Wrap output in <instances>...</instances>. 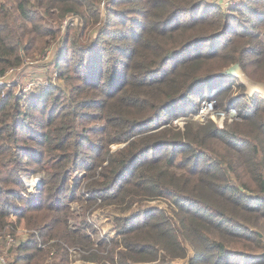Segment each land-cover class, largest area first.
<instances>
[{
    "label": "trees",
    "instance_id": "16d2710c",
    "mask_svg": "<svg viewBox=\"0 0 264 264\" xmlns=\"http://www.w3.org/2000/svg\"><path fill=\"white\" fill-rule=\"evenodd\" d=\"M234 5L0 0V77L52 55L54 70L32 91L0 81V231L15 215L43 244L32 232L11 246L15 264H264V98L243 103L229 93L238 78L216 74L239 59L264 80V1ZM112 15L130 29L112 30ZM223 77L217 103L236 106V118L153 128L194 86ZM39 169L27 191L24 177ZM74 198L89 214L105 210L107 233L92 240L85 220L71 229ZM75 243L88 247L76 260Z\"/></svg>",
    "mask_w": 264,
    "mask_h": 264
},
{
    "label": "rangeland",
    "instance_id": "374dc122",
    "mask_svg": "<svg viewBox=\"0 0 264 264\" xmlns=\"http://www.w3.org/2000/svg\"><path fill=\"white\" fill-rule=\"evenodd\" d=\"M208 4L210 3H219L220 6H222L223 9L227 10V8L230 6H235L234 4L243 2V1H247V0H205ZM264 1V0H263ZM123 4V3H122ZM122 4H119L117 6H122ZM261 1L260 3H258L257 5H253L254 8H259L261 5ZM203 7L205 8V6H200V8L196 9V10H191V11H186V14H190L192 15H196L199 14V12L201 11L200 9ZM247 9H245V12L243 13V15H248V18H252V14L251 13H247L246 14ZM132 14H129V16L131 17ZM112 17L114 18L113 21V25L111 26L112 30H117V31H123V30H127L128 28L130 29L131 27V22L129 21V18H127L126 16H118V15H112ZM188 19V18H187ZM186 17H183V21L187 20ZM128 29V30H129ZM229 34H226V36H223V39H227L229 36ZM185 34H183L182 37H184ZM176 38L180 37V34H176L175 35ZM173 37V38H175ZM197 44H193V46H189L187 48H185L186 50H184L185 52H190L189 54H192L194 52V50L199 49L201 47V45H205L204 42L199 41L196 42ZM208 49H210V47H208ZM52 49H50L51 51ZM200 51H204L205 49H201ZM115 55H120L119 53L115 52ZM52 55V54H51ZM53 56V55H52ZM52 56H50V58H45L42 60H36L35 62H28L25 65L21 66L19 68V70L16 71H12L9 72L6 76H1L0 77V81L5 80L6 82H12L13 80H18V85L14 88L15 91L19 92V90H25V91H32L33 87H35V85L37 84V82H39L40 80H42V82H46V75H45V68H48L49 71L52 73L53 68L52 63H49L50 59L52 58ZM182 55H178V57H181ZM173 61H175V58H173L172 60L170 59V63L171 64ZM215 63L211 62V66H214ZM226 67V66H225ZM224 67V68H225ZM222 68V69H224ZM262 68V67H261ZM261 68H259V70H261ZM221 69V70H222ZM220 71V70H219ZM218 72V71H217ZM245 72H247L245 70ZM50 73V77H52L51 82H53L54 84V80H55V74H51ZM248 76L250 78H252L250 76V74L247 72ZM254 79V78H253ZM48 80V79H47ZM228 79L226 77L223 78H215V79H211L209 81H204L196 86H194L195 88L193 89V92L191 93V95L189 96V100H185V99H181V101H179L177 103L176 108L171 111V112H161V115L158 119H154V121L152 122L154 125V129H159L161 122L159 123V121L161 120H167L169 122H172L173 124L177 125H182L184 123V121L191 119V120H198V121H204L207 118H211L214 121H216L219 125H223L225 121H230V119L232 118H236L237 114L235 115H228V111L230 110V108H234L235 111L236 110V106H229V107H225L224 108H220L218 103H217V94L223 89V87H226V81ZM34 82V83H33ZM242 84V85H241ZM239 80V79H232L231 82H229L228 86H231V91L229 92L232 96H236V95H240V101H242L243 103H249L252 102V97L257 94L259 96H261L262 98H264V90H261L258 87H252L247 88L245 85ZM253 90V91H252ZM247 91L252 92L251 94H249ZM257 91V92H256ZM29 93L25 94V97H29L28 95ZM216 95V96H215ZM210 100L212 103L211 108L206 110L204 104H202V101L204 100ZM94 107H91V111H94ZM83 111H80V116L81 113ZM218 112H223L224 114H220ZM161 119V120H160ZM94 126L99 125L98 121H94L92 122ZM24 132L23 134H29L33 137H35L33 135V133L31 132V129L28 127H24ZM32 133V134H31ZM116 147V146H113ZM165 149H168V146H160L157 148H153L152 152L155 154L161 153V151H164ZM28 162H26V165L29 168L35 167V161H33L31 158H26ZM79 168V167H78ZM77 171V174L81 173V170L79 171L78 169L75 170V172ZM25 173H29L27 171H24ZM27 175V174H24ZM26 180V189L27 191H32L34 189L33 185L35 184V180L39 182L41 181V170H37V172H35L32 175L25 176L24 177ZM71 180V179H70ZM69 180V183H70ZM73 185V184H72ZM21 194H23L26 197H32L31 195L26 194V192H22ZM61 195H64V197L68 198V192H61ZM66 201V199H65ZM70 205H71V209H73L74 211L76 210V212L78 210H81V215H75L74 219L71 221V229L75 230L76 227H79V224H81V222L83 220H85L88 223L87 228L85 229V232L88 233L91 237V239H96L97 235H103L105 233H107L108 228H109V223L106 221L105 217V210L103 209H96V211H91L92 214H89V212H87L88 210H91L92 207H87L86 203L84 200L82 201H78L76 198H74V200L70 201ZM85 212V213H84ZM93 213H96L95 216H93ZM94 217V218H93ZM140 218V217H139ZM11 220L10 223L5 225L4 231L5 232H10L15 235H18V230H22L23 227L26 228V226L23 224L22 220H18V218L15 215H11L10 218ZM12 225L14 226L12 229H10V226ZM93 229H95L97 232H93ZM80 231V229H79ZM4 232V233H5ZM19 236V235H18ZM82 247L83 252L85 250L88 249V247L86 245L80 244V243H75V245H73L72 247V252H75L72 257V259L78 258V256L80 255V247ZM0 251L2 253H4L5 255H7L8 259L14 260V254H15V248L12 247H7L3 244L2 241H0ZM16 264H20V261H17Z\"/></svg>",
    "mask_w": 264,
    "mask_h": 264
},
{
    "label": "built area",
    "instance_id": "2783aa9c",
    "mask_svg": "<svg viewBox=\"0 0 264 264\" xmlns=\"http://www.w3.org/2000/svg\"><path fill=\"white\" fill-rule=\"evenodd\" d=\"M208 103V104H210V107L209 108H207V109H210L211 108V101L210 100H208V99H206V100H204V101H202V104H204V106H205V109H206V104L205 103ZM218 113H220V114H224L223 112H218ZM36 182H35V184L33 185V187L34 186H36L37 184H38V181L37 180H35ZM10 226V229H12L14 226H12V225H9ZM4 231V229L2 230V231H0V241H2L3 242V244L5 245V246H7V247H11V246H15V245H17V244H20L21 242H23L26 238H27V236L28 235H30V233H32V232H35L36 233V235H37V237H38V232L36 231V230H33V229H27V228H25V227H23V229L22 230H18V235H15V234H13V232L12 233H10V232H5ZM43 244H42V239H41V237L39 238L38 237V239H37V246L38 247H40V246H42ZM70 251H71V253L72 254H74L75 252H72V248H70ZM74 256V255H73ZM0 264H15L14 262H13V260H11V259H8V257H7V255H5L4 253H2L1 251H0Z\"/></svg>",
    "mask_w": 264,
    "mask_h": 264
},
{
    "label": "water",
    "instance_id": "95a60500",
    "mask_svg": "<svg viewBox=\"0 0 264 264\" xmlns=\"http://www.w3.org/2000/svg\"><path fill=\"white\" fill-rule=\"evenodd\" d=\"M216 74L221 75V76H227V77L234 76L238 78L247 88L251 89V86L252 87L254 86V87L260 88L261 90H264V80H256V79L250 78L247 72H245L244 68H242L241 62L239 59L228 64V66L218 71ZM247 92L249 94L252 93L250 91H247ZM235 114H237L235 109L230 108V110L228 111V115L230 116V115H235ZM262 254L264 255V252Z\"/></svg>",
    "mask_w": 264,
    "mask_h": 264
},
{
    "label": "bare ground",
    "instance_id": "6f19581e",
    "mask_svg": "<svg viewBox=\"0 0 264 264\" xmlns=\"http://www.w3.org/2000/svg\"><path fill=\"white\" fill-rule=\"evenodd\" d=\"M253 91V90H252ZM206 104V110H208L207 108L210 107V104H208L207 102L205 103Z\"/></svg>",
    "mask_w": 264,
    "mask_h": 264
}]
</instances>
